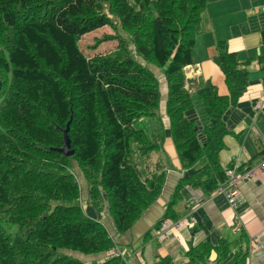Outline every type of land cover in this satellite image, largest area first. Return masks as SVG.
Returning <instances> with one entry per match:
<instances>
[{"label": "trees", "instance_id": "trees-1", "mask_svg": "<svg viewBox=\"0 0 264 264\" xmlns=\"http://www.w3.org/2000/svg\"><path fill=\"white\" fill-rule=\"evenodd\" d=\"M206 1L0 0V264H85L66 251L93 255L114 245L102 224L78 204L73 162L94 207H102L100 192L106 193L119 233L158 197L164 177L159 163L141 172L131 159L134 153L158 152L156 141L163 140L159 83L144 64L163 68L165 112L183 167L208 159L178 187L196 185L209 194L226 180L231 167L221 168L217 160L227 134L222 116L247 86L248 61L217 42L213 60L225 75L228 95H218L208 82L197 91L206 116L201 143L196 124L184 115L192 97L183 68L192 63ZM109 15L142 62L119 36L113 53L88 58L81 52L79 38L111 24ZM258 63L264 69V59ZM139 119L153 126L155 141ZM67 124L70 157L60 152ZM205 249H190L188 264L204 263ZM228 250L222 240L220 258ZM237 253L243 264L247 253ZM90 264L124 261L110 257Z\"/></svg>", "mask_w": 264, "mask_h": 264}, {"label": "crops", "instance_id": "crops-1", "mask_svg": "<svg viewBox=\"0 0 264 264\" xmlns=\"http://www.w3.org/2000/svg\"><path fill=\"white\" fill-rule=\"evenodd\" d=\"M220 41L226 43L229 52L237 54L239 61H248L245 66L248 70L247 86L236 105L222 116L227 134L222 137L223 147L217 153L221 168L231 167L236 173H242L246 168H257L264 158V69L258 63L264 59V0L206 1L194 40L192 63L183 68L185 89L192 97V106L184 115L196 124L197 139L201 143L206 141L203 133L206 116L197 91L208 82L218 95H228L225 75L213 60L216 44ZM148 68L159 83L157 113L161 118L163 140L156 141L161 148L158 152L134 153L131 159L140 171L143 170L141 172L153 170L159 163L164 177L158 197L124 233H119L116 228L104 191L100 192L102 207L97 209L92 205L82 171L75 173L80 190L78 204L88 217L102 224L114 244L111 248L121 252L124 264H188L190 249L196 248L201 252L209 248L204 255L205 262L199 264H239L238 250L247 253L243 264H264V169L257 168L253 179L239 184L241 200L235 207L230 206L223 195H213L214 191L204 193L200 186L184 183L178 187L184 177L206 166L208 159L203 157L191 167H183L165 112L167 85L163 68L152 64ZM258 103L260 108H256ZM137 124L145 127L155 141L154 128L148 121L139 119ZM143 176L147 178L149 174L143 173ZM197 199L202 202L200 205L191 204ZM191 206L195 207L190 212ZM168 209L172 216L167 218L183 220L184 227L173 230L169 238L160 241L154 231L166 218ZM222 240L224 246L228 243L229 250L220 258ZM253 241L257 242L256 246ZM111 248L93 255L66 253L85 264L100 263L111 257Z\"/></svg>", "mask_w": 264, "mask_h": 264}, {"label": "built area", "instance_id": "built-area-1", "mask_svg": "<svg viewBox=\"0 0 264 264\" xmlns=\"http://www.w3.org/2000/svg\"><path fill=\"white\" fill-rule=\"evenodd\" d=\"M261 104H257L256 108H260ZM257 168L263 170L264 169V158L263 161L257 166ZM256 167H252L246 170L243 173H236L234 169H230L226 171V180L222 184H220L216 190L213 192V195L220 194L225 197L230 206L235 207L240 203L239 196V184L242 181L253 179L256 173ZM191 204L200 205L201 201L199 199L192 200ZM195 206H191L189 211L191 212ZM183 220L174 221L169 218L163 219L159 226L154 231V236L160 241H163L169 238L170 234H172L173 230H179L184 225H182ZM254 242V246L257 245V242ZM109 254L111 257H118L121 255V252L117 248H111L109 250Z\"/></svg>", "mask_w": 264, "mask_h": 264}, {"label": "rangeland", "instance_id": "rangeland-1", "mask_svg": "<svg viewBox=\"0 0 264 264\" xmlns=\"http://www.w3.org/2000/svg\"><path fill=\"white\" fill-rule=\"evenodd\" d=\"M109 16L112 20L111 24L86 33L79 38L78 47L81 52L88 58L93 57L97 54L107 55L109 53H113L117 47V44L119 43L116 36H119L126 41L127 47L134 59L142 62L141 58L135 54L133 45L128 41L127 33L120 28L118 21L114 17H112L111 15ZM144 65L150 67V64ZM71 170L73 174L74 172L79 173V171H81V169L75 162H73ZM74 254L75 253H73V255Z\"/></svg>", "mask_w": 264, "mask_h": 264}, {"label": "water", "instance_id": "water-1", "mask_svg": "<svg viewBox=\"0 0 264 264\" xmlns=\"http://www.w3.org/2000/svg\"><path fill=\"white\" fill-rule=\"evenodd\" d=\"M1 88H2V81L0 79V90H1ZM68 129L69 128H68V124H67L66 128L62 130L64 145L60 149V152L63 153L65 156L70 157L73 155V151L70 150L69 138L67 136Z\"/></svg>", "mask_w": 264, "mask_h": 264}, {"label": "clouds", "instance_id": "clouds-1", "mask_svg": "<svg viewBox=\"0 0 264 264\" xmlns=\"http://www.w3.org/2000/svg\"><path fill=\"white\" fill-rule=\"evenodd\" d=\"M166 218H167V217H166ZM163 219H165V218H163ZM163 219H162V220H163ZM162 220H161V221H162ZM161 221H160V222H161ZM118 257H120V256H118Z\"/></svg>", "mask_w": 264, "mask_h": 264}]
</instances>
